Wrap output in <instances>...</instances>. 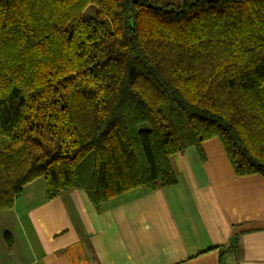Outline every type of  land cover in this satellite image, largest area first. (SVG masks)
<instances>
[{"label": "trees", "instance_id": "16d2710c", "mask_svg": "<svg viewBox=\"0 0 264 264\" xmlns=\"http://www.w3.org/2000/svg\"><path fill=\"white\" fill-rule=\"evenodd\" d=\"M214 137L264 178V0H0V210L39 177L97 208L174 185Z\"/></svg>", "mask_w": 264, "mask_h": 264}, {"label": "crops", "instance_id": "0c3cea01", "mask_svg": "<svg viewBox=\"0 0 264 264\" xmlns=\"http://www.w3.org/2000/svg\"><path fill=\"white\" fill-rule=\"evenodd\" d=\"M202 147L203 159L194 147L170 156L176 184L99 208L80 188L47 199L32 180L0 210V264H218L217 247H229L226 264H264V178L236 176L219 139Z\"/></svg>", "mask_w": 264, "mask_h": 264}, {"label": "rangeland", "instance_id": "374dc122", "mask_svg": "<svg viewBox=\"0 0 264 264\" xmlns=\"http://www.w3.org/2000/svg\"><path fill=\"white\" fill-rule=\"evenodd\" d=\"M170 1H176V0H170ZM97 11V7L95 5H88L84 10H83V15L84 16H92L95 15ZM216 138V137H215ZM218 139V138H217ZM220 141V140H219ZM221 143V142H220ZM222 145V144H221ZM236 175V174H235ZM238 176V175H236ZM233 235V234H232ZM237 243H238V237H237ZM231 245H232V240H231ZM223 249V248H222ZM229 249V247H227Z\"/></svg>", "mask_w": 264, "mask_h": 264}]
</instances>
